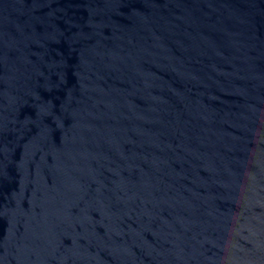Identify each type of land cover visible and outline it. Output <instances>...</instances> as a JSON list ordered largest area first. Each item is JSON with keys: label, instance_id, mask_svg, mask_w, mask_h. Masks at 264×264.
I'll list each match as a JSON object with an SVG mask.
<instances>
[{"label": "water", "instance_id": "95a60500", "mask_svg": "<svg viewBox=\"0 0 264 264\" xmlns=\"http://www.w3.org/2000/svg\"><path fill=\"white\" fill-rule=\"evenodd\" d=\"M0 264H264V0H0Z\"/></svg>", "mask_w": 264, "mask_h": 264}]
</instances>
